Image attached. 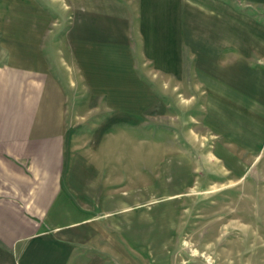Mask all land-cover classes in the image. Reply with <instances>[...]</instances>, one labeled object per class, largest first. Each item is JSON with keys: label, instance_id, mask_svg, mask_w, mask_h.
<instances>
[{"label": "rangeland", "instance_id": "obj_1", "mask_svg": "<svg viewBox=\"0 0 264 264\" xmlns=\"http://www.w3.org/2000/svg\"><path fill=\"white\" fill-rule=\"evenodd\" d=\"M100 1L105 10L117 1L127 4ZM185 2L190 28L177 76L147 61L139 33L126 19L122 24L130 30L113 31L114 36L111 30L106 36L96 31L95 46L80 45L83 53L77 56L71 44L86 39L81 20L97 19L100 25V16L91 13L93 0H0V61L43 66L62 77L74 137L70 147L92 146L93 159L114 168L118 186L136 187L132 225L125 229L117 223L112 264H264V183L244 187V175L206 161L209 140L203 125L209 86L205 51H219L210 45L220 44L227 27L230 38L235 27L252 40L254 25L264 26V0ZM238 12L249 22L242 28ZM93 46L100 49L97 60ZM94 63L100 80L86 76V67L91 71ZM123 72L125 77L118 78ZM111 87L125 94L111 95Z\"/></svg>", "mask_w": 264, "mask_h": 264}, {"label": "crops", "instance_id": "obj_2", "mask_svg": "<svg viewBox=\"0 0 264 264\" xmlns=\"http://www.w3.org/2000/svg\"><path fill=\"white\" fill-rule=\"evenodd\" d=\"M117 2L105 10L93 0L91 13L100 16V25L97 19L81 20L84 38L92 43L72 41L75 54L81 57L80 45L99 40L96 31L106 36L111 30L108 34L114 36L113 31L130 30L122 24L126 19L127 25L134 23L147 61L172 76L182 73L190 28L185 0ZM237 14L243 18L237 21L239 28L249 23L245 14ZM255 27L252 40L235 27L231 33L236 36L230 38L227 27L219 45L210 41L219 51H205L209 86L203 112L206 161L244 175L243 186L252 189L264 183V26ZM210 31L213 37L215 28ZM94 46L91 53L97 60L101 53ZM86 70L87 78L102 79L95 63ZM63 83L43 66L0 61V264H112L117 223L125 229L132 225L136 187L118 186L114 168L93 159L92 146L70 147L74 137L69 135L68 88ZM111 88V95L125 94Z\"/></svg>", "mask_w": 264, "mask_h": 264}]
</instances>
